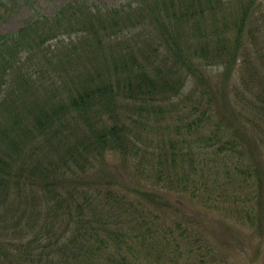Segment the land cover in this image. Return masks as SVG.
Segmentation results:
<instances>
[{"label": "trees", "instance_id": "obj_1", "mask_svg": "<svg viewBox=\"0 0 264 264\" xmlns=\"http://www.w3.org/2000/svg\"><path fill=\"white\" fill-rule=\"evenodd\" d=\"M259 1L133 0L134 14L126 13L123 25L111 18L112 31L147 18L171 64L155 62L150 36L107 54L93 49L73 73L62 63L64 97L47 87L40 93L31 80L63 61L29 57L47 20L0 34V264H264V50L251 24ZM88 2L70 1L53 28L82 23L93 11ZM96 21L79 29L92 36L107 30ZM213 63L221 66L215 83L205 74ZM187 78L194 85L182 96ZM172 97L176 114L165 125L162 101ZM155 123L168 127L167 147L155 140ZM149 167V187L143 175L137 184L121 181ZM172 195L243 220L251 256L231 260L238 253L229 257L228 250L244 244L232 229L213 243L188 221H174V233L159 214L138 209L141 198L171 207ZM217 213L221 221L229 215Z\"/></svg>", "mask_w": 264, "mask_h": 264}, {"label": "rangeland", "instance_id": "obj_2", "mask_svg": "<svg viewBox=\"0 0 264 264\" xmlns=\"http://www.w3.org/2000/svg\"><path fill=\"white\" fill-rule=\"evenodd\" d=\"M72 0H0V34H7L10 32H17L20 28L27 26L33 22V20L42 17L43 20H47L48 23L43 25L39 24V32L38 35H41V42H35L34 44H29L30 50L34 51L36 55H29L30 59H36L41 57L42 55H46L47 58L59 56L63 61L50 66V71H44L41 74L32 75L31 80H34V85L38 88L39 92L42 93L43 89L47 87L45 92L49 94H55L56 91L61 93V97H64L65 90L61 88L62 79L64 74L62 75V63H65L66 68L68 70H72L70 73L76 71V66H79L83 57L85 55V59L87 57L88 51H92L93 49L96 51L102 50L105 54L109 53L111 48L110 46L115 47L118 50H122L130 46L134 42H142L146 40L149 36L153 38L158 52L154 54L156 60L159 64L167 63L170 65L172 57L166 56L168 53L164 47V45H160L159 43V30L157 27L152 24L147 18L142 20L139 16L140 25L133 29H125L123 31H112L115 30V27H112L110 19L112 18L113 23H119L123 25V20L125 18V14L133 15L134 11H136V3L133 0H88V4L92 5V10L88 15L82 18L83 22L86 20H90L93 23H97L96 20L102 19L104 24L107 25L106 31L98 30V34L96 36H92L90 32L84 31L79 23L71 27V29H57L53 28L54 20L57 15H59L62 8L68 4ZM131 6V8H130ZM97 11V12H95ZM42 21L39 20L41 23ZM134 22V21H133ZM251 24H254L255 27V36H256V45L261 46L262 48L254 47L255 50L262 49L264 50V0H260L259 4L251 17ZM136 23V20L134 24ZM79 25V26H78ZM49 27V30H45L46 27ZM253 27V26H252ZM106 28V26H105ZM40 39V40H41ZM28 51L24 52L22 55V61L28 57ZM153 52V51H152ZM153 56V53H151ZM21 55V56H22ZM75 68V69H74ZM172 69H177L174 65L171 66ZM221 66L213 63L209 65L206 69V73L208 78L212 80L214 83L217 81V77L220 73ZM185 72V71H184ZM179 69V73H183ZM61 76V82L58 77ZM29 78V77H27ZM26 79H23V83ZM56 82V84H55ZM191 78H187L185 88L182 90V96H185L192 88L193 83ZM198 90L203 89L202 87H198ZM20 92V90H19ZM208 95H205V98ZM175 102H177L176 98L168 99L167 101H162L163 107V122L166 125V122L170 121L171 117L176 114V108L169 111L171 108L175 106ZM145 118H143L144 121ZM150 120V119H149ZM142 121V122H143ZM151 118V123H152ZM147 121H144V123ZM163 122L160 123L163 126ZM149 124V123H148ZM158 126V135L155 134V140L162 139L161 145L164 147L168 146V127L164 126L163 131L160 129L159 123L153 124ZM133 125L132 129H137V127ZM145 128V127H143ZM139 128V130L143 129ZM150 124L146 129L142 132V138L145 139V142H148L152 138V133L150 130ZM185 132V136L188 139L189 136ZM138 145L141 147L146 146L143 142L141 145L140 141H138ZM141 147V148H142ZM149 151L153 152V154H157L160 150L161 157L163 156L162 148H155L154 145L147 148ZM153 154L151 155L153 157ZM118 158H112L111 162L117 163ZM153 170L152 167L146 168L143 171H139L137 173H132L130 176L124 175L121 178V181L125 185H127L128 181L133 182V184H137L138 181L136 178L142 176V180L145 182L146 186L149 187L151 183H153L152 178ZM141 201L138 204V209L143 211V208H147L153 211L151 214H159V218L163 219V222L174 229V233H178L176 227V223L174 221H181V224L186 226L185 222H190L191 226L190 230L194 231L199 230L201 237L204 239L207 237V240H210L213 243H220L224 241L225 235L229 232L230 229L233 231L234 240H243L245 246L244 253H242V246H236L235 249H229L228 255L232 257L234 255L237 256L231 259L233 262L238 263L242 262L246 259V255L251 256V247L250 244V230L246 226L243 220L240 218H235L233 214L228 213L224 209L217 208H209L207 206L199 205L197 206L194 203L188 201V199L184 196H174L170 197V200H167L168 205L171 207L166 208H157L156 206H150L146 202L145 199L141 198ZM230 196L225 198V203L229 204L231 202ZM232 205H234L232 203ZM22 208V206H21ZM152 208V210H151ZM156 208V209H155ZM175 210L176 214L173 213ZM217 211H221L224 214H229L224 220H220ZM130 214H137L134 212V207L130 208ZM175 215V216H174ZM150 217V215H148ZM180 224V223H179ZM182 229V226L179 227ZM19 231V228H18ZM180 234V232H179ZM176 235V234H175ZM207 235V236H206ZM177 236V235H176ZM193 237V236H191ZM210 243V244H213ZM194 247V246H193ZM222 247V246H221ZM246 254V255H245ZM184 258H179L174 264H182ZM189 260V259H188Z\"/></svg>", "mask_w": 264, "mask_h": 264}]
</instances>
